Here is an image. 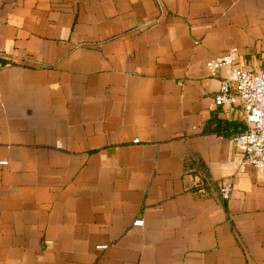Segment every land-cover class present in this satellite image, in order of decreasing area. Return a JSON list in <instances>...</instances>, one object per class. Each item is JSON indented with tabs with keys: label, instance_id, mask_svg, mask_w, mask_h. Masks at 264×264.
<instances>
[{
	"label": "crops",
	"instance_id": "crops-1",
	"mask_svg": "<svg viewBox=\"0 0 264 264\" xmlns=\"http://www.w3.org/2000/svg\"><path fill=\"white\" fill-rule=\"evenodd\" d=\"M234 67L264 69V0H0V264H264Z\"/></svg>",
	"mask_w": 264,
	"mask_h": 264
},
{
	"label": "built area",
	"instance_id": "built-area-1",
	"mask_svg": "<svg viewBox=\"0 0 264 264\" xmlns=\"http://www.w3.org/2000/svg\"><path fill=\"white\" fill-rule=\"evenodd\" d=\"M236 50L210 59L206 66L211 76H217L219 70L233 65ZM218 106L236 105L244 107L245 130L235 134L232 142L235 146L236 173L244 174L249 166L264 168V69L258 72L232 68L230 74L220 81V88L215 95ZM234 178L217 181L221 198L230 201L235 185ZM196 186L204 188L212 184L205 176L196 175ZM143 220L135 225L142 226ZM105 248V246L101 247Z\"/></svg>",
	"mask_w": 264,
	"mask_h": 264
},
{
	"label": "water",
	"instance_id": "water-1",
	"mask_svg": "<svg viewBox=\"0 0 264 264\" xmlns=\"http://www.w3.org/2000/svg\"><path fill=\"white\" fill-rule=\"evenodd\" d=\"M234 127H235L236 131L239 132V133H242L243 130H244V124L243 123L234 125Z\"/></svg>",
	"mask_w": 264,
	"mask_h": 264
}]
</instances>
